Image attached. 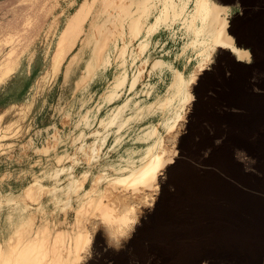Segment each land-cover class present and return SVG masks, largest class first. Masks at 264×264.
Returning a JSON list of instances; mask_svg holds the SVG:
<instances>
[{
  "label": "rangeland",
  "instance_id": "obj_1",
  "mask_svg": "<svg viewBox=\"0 0 264 264\" xmlns=\"http://www.w3.org/2000/svg\"><path fill=\"white\" fill-rule=\"evenodd\" d=\"M83 1L0 0V222L29 205L31 222L45 217L73 236L72 247L82 234V253L76 259L74 246L71 264H245L264 243V224L240 228L254 217L264 223V0H212L225 23L218 30L248 56L213 51L171 129L160 122L161 110L134 116L126 108L121 116L135 118L121 130L102 119L129 92L91 113L111 78L96 82L87 102L77 96L81 78L65 82L79 43L67 50L59 39ZM149 63L138 89L157 81L147 78ZM179 69L188 79L200 65L189 60ZM156 92L165 95L162 87ZM155 93H144L143 101ZM147 125L158 129L167 170L162 186H140L132 196L143 199L125 208L111 192L130 174L123 154L145 146L135 136ZM96 199L114 214L132 209L130 226L149 209L126 250L110 245L100 211L88 204Z\"/></svg>",
  "mask_w": 264,
  "mask_h": 264
},
{
  "label": "bare ground",
  "instance_id": "obj_2",
  "mask_svg": "<svg viewBox=\"0 0 264 264\" xmlns=\"http://www.w3.org/2000/svg\"><path fill=\"white\" fill-rule=\"evenodd\" d=\"M221 11L212 0H84L69 18L59 39V44L65 43L67 50L79 43L77 52L71 56L66 67L65 82L70 78H81L77 96L87 102L92 99L95 84L102 78H111L107 80L105 90L91 113L120 98V92H129L122 105L112 109L111 113L107 111L106 115L109 116L105 118V115V119H102L109 125L115 124L117 130L127 127L135 115L152 113L156 109L162 112L160 122L171 129L183 116V105L191 98L189 85L199 75L213 51L232 48L238 60L248 56L247 51L234 48L232 38L224 30H218L225 24L220 17ZM69 35L70 43L67 41ZM195 59L200 69L187 79L179 67ZM149 62L151 67L146 71L147 78H156L157 81L154 84L148 81L138 89L135 83L140 81L144 66ZM126 82H129V86ZM159 86L165 92L163 97L156 92ZM116 87H120V91ZM85 89L88 92L85 93ZM153 92H156V97L143 101L144 93L149 95ZM126 108L131 109L133 117L121 116ZM135 137L144 141L145 146L130 147L124 152L125 159L132 164L130 174L115 180L116 184H122L120 190L113 193L110 190L111 197L125 208L142 197L137 200L138 197L132 196V192L140 186H162L169 160L160 147L161 137L154 125L143 127ZM26 195L28 197L31 193L26 192ZM11 198V194H8L6 201H13ZM113 198V201L109 199V202L112 201L110 204L116 202ZM88 202L89 205L94 202L100 211L110 245H121L125 250L133 242L129 241L136 238L138 222L143 221L149 211L145 209L143 214L136 216L137 222L130 226L131 208L127 213L114 214L109 205L100 204L97 199ZM11 205H16V202ZM252 206L246 205L245 208L252 210ZM91 208H95L94 205ZM17 211L12 214L13 219L8 217L5 222H0V264H71L69 255L73 247L76 259L82 253L79 248L86 240L82 234L74 238L72 247L73 236L61 227L56 228L55 224L50 225L45 217L40 223L31 222L28 218L31 211L29 205H23ZM257 221L255 217L248 221L245 219L240 228L245 230L255 224H264ZM95 223L98 222L94 220ZM251 255L248 259L246 254L245 264H264V243L252 248Z\"/></svg>",
  "mask_w": 264,
  "mask_h": 264
}]
</instances>
